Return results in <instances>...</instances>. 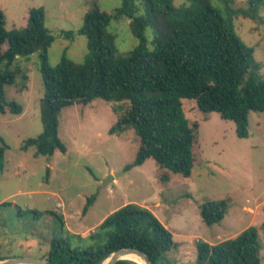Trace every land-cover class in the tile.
Segmentation results:
<instances>
[{
	"label": "trees",
	"instance_id": "obj_1",
	"mask_svg": "<svg viewBox=\"0 0 264 264\" xmlns=\"http://www.w3.org/2000/svg\"><path fill=\"white\" fill-rule=\"evenodd\" d=\"M189 1V6L179 8L174 0H122L113 14L96 7L85 15L77 32H61V37L68 40H75L76 35L87 37L89 57L77 64L64 55L55 67L48 61L55 37L46 27L45 9H31L27 25L9 31L0 8V113L23 112L19 104L7 100L5 88L14 85L18 73H22L21 60L36 52L42 58L43 131L37 138L27 139L23 149L35 148L37 157H51L57 151L65 154L67 148L59 131L63 109L96 99L130 101L125 116L110 134H120L127 126L136 127L140 146L124 171L153 159L157 170L165 172L159 179L161 183L168 182L172 174L190 178L201 161L199 124L189 126L184 100L196 102L204 113L215 112L233 121L237 136L249 138V114L264 113V81L259 77L261 65L255 59V50L241 40L233 23L209 0ZM263 2L250 0L249 8L238 14L257 21ZM123 17L130 19L132 34L138 40L128 54L119 53L115 37L108 30L112 20ZM147 29L154 34L153 50L147 47ZM24 79H28L26 74ZM8 149L0 136V172L5 169ZM95 200V195L87 199L84 214ZM230 202L224 199L202 203L199 210L203 223H221ZM32 213L36 219L44 215L37 210ZM45 213L58 219L62 232L64 218L54 212ZM73 237L79 241L78 246L64 234L53 235L45 242L49 249L40 259L49 264H103L114 252L134 248L147 255L152 264H176L168 257L179 246L173 233L150 209L135 203L110 214L89 236ZM196 247V264H261V241L255 227L218 244L199 241ZM116 264L140 263L121 260Z\"/></svg>",
	"mask_w": 264,
	"mask_h": 264
},
{
	"label": "rangeland",
	"instance_id": "obj_2",
	"mask_svg": "<svg viewBox=\"0 0 264 264\" xmlns=\"http://www.w3.org/2000/svg\"><path fill=\"white\" fill-rule=\"evenodd\" d=\"M209 1L233 23L241 40L254 48L255 59L261 65L259 77L264 81V2L255 21L238 14L249 8L250 0ZM190 4L189 0H174L179 8ZM121 5L122 0H0L9 31L24 28L31 9H45L46 27L55 37L48 50V61L53 67L64 55L82 64L90 54L87 37L76 35L75 40H68L61 37L62 31L77 32L85 15L96 7L113 14ZM108 30L115 37L120 54H128L138 45L130 19H114ZM145 35L148 49L153 50V31L147 29ZM41 64L40 52L21 60L22 73H18L14 85L5 88L7 100L19 104L23 112L0 113V136L9 146L5 169L0 172L1 259L41 258L49 249L45 242L55 234H64L78 246L80 243L73 236H89L126 201L153 206L155 197H159L163 208L154 210L160 220L169 225L180 247L190 243L183 257L177 254L176 264H196L195 247L199 241L218 244L250 227L259 230L260 259L264 264V113L249 114L250 136L241 139L233 121L224 120L215 112L204 113L196 102L184 100L189 126L199 124L201 161L190 178L172 174L169 183L159 182L165 172L157 170L158 164L153 159L124 171L140 146L137 128L127 126L120 134H110V130L125 116L130 101L96 99L87 105L75 104L63 109L59 131L67 152L37 157L35 148L23 147L27 139L37 138L43 131ZM25 74L28 79H24ZM155 172L159 184L154 183ZM112 175L118 183L112 181ZM92 195L96 200L84 214L87 199ZM224 199L231 201L224 220L213 226L203 223L200 205L207 200ZM245 207H252L255 212ZM32 210L44 215L36 219ZM47 211L64 218L62 232L58 219L47 215ZM169 259L173 260L171 256Z\"/></svg>",
	"mask_w": 264,
	"mask_h": 264
},
{
	"label": "water",
	"instance_id": "obj_3",
	"mask_svg": "<svg viewBox=\"0 0 264 264\" xmlns=\"http://www.w3.org/2000/svg\"><path fill=\"white\" fill-rule=\"evenodd\" d=\"M136 256L142 262L131 260L140 264H152L151 260L142 251L134 248H124L114 252L103 264H116L121 260H129L125 257ZM0 264H49L47 261L40 258L30 257H13L5 260H0Z\"/></svg>",
	"mask_w": 264,
	"mask_h": 264
},
{
	"label": "crops",
	"instance_id": "obj_4",
	"mask_svg": "<svg viewBox=\"0 0 264 264\" xmlns=\"http://www.w3.org/2000/svg\"><path fill=\"white\" fill-rule=\"evenodd\" d=\"M144 165V164H143ZM142 165V166H143ZM141 167V166H140ZM156 169V168H155ZM112 177V181L114 180L115 181V183H118V181L115 179V177L112 175L111 176ZM154 183H158L157 182V179H156V172H155V178H154ZM172 181V176H171V179L168 181V182H166V183H169V182H171ZM159 184V183H158ZM156 196V195H155ZM155 200H156V202L155 203H153V206H150V205H148V203H142V204H139V203H136V202H131V201H126L124 204H123V206H125V205H127V204H129V203H135V204H138V205H141V206H143V207H147L148 209H150L153 213H154V215L160 220V218H159V216L156 214V212H155V210H154V208H163V202H162V200L159 198V197H155ZM122 206V207H123ZM121 208V207H120ZM245 209H250L251 211H253V213L255 212V209L254 208H252V207H245ZM201 216V215H200ZM106 219V218H105ZM104 219V220H105ZM161 221V220H160ZM161 223L167 228V229H169L170 227H169V225H165L162 221H161ZM170 230V229H169ZM171 231V230H170ZM242 233V232H241ZM238 236V235H237ZM180 244L181 243H178V248H179V251L177 252V250H178V248L175 250V251H173V252H170L169 254V258H170V256L173 258V260L175 259V257H177V254H181L182 255V257H183V253L185 252V250H186V248L185 247H188V245L190 244V243H188V245L186 246L185 245V247H182L183 246V244H182V246L180 247ZM195 249L197 250V247H195ZM173 253V254H172ZM196 253H197V251H196ZM178 259H180V258H178ZM171 260V259H170ZM173 260H171V261H173ZM182 261H183V259H182ZM174 263H176L175 262V260L173 261ZM262 264V263H261Z\"/></svg>",
	"mask_w": 264,
	"mask_h": 264
},
{
	"label": "bare ground",
	"instance_id": "obj_5",
	"mask_svg": "<svg viewBox=\"0 0 264 264\" xmlns=\"http://www.w3.org/2000/svg\"><path fill=\"white\" fill-rule=\"evenodd\" d=\"M126 259H129V260H136V261H139V262H142L139 258H137L136 256H127L125 257Z\"/></svg>",
	"mask_w": 264,
	"mask_h": 264
}]
</instances>
